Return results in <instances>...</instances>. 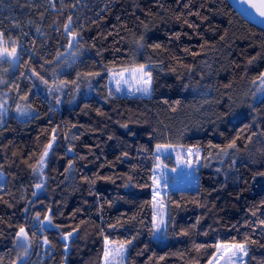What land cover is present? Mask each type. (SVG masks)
Wrapping results in <instances>:
<instances>
[{"label":"trees","instance_id":"1","mask_svg":"<svg viewBox=\"0 0 264 264\" xmlns=\"http://www.w3.org/2000/svg\"><path fill=\"white\" fill-rule=\"evenodd\" d=\"M0 33L19 52L0 62V264H101L107 240L128 243L126 264H207L220 242L264 264V24L229 0H0ZM134 60L151 94L109 92L108 72ZM158 143L201 151L197 185L165 191V243ZM21 226L37 235L18 257Z\"/></svg>","mask_w":264,"mask_h":264},{"label":"rangeland","instance_id":"2","mask_svg":"<svg viewBox=\"0 0 264 264\" xmlns=\"http://www.w3.org/2000/svg\"><path fill=\"white\" fill-rule=\"evenodd\" d=\"M140 65H145L147 68L149 63L134 60L127 65L117 67L115 70L108 72L106 77L108 91L119 95L149 96L137 91L138 88L143 87V84L139 81V74L133 70L138 69ZM260 82L262 83L261 80ZM18 107L22 111H17ZM8 109L9 97L6 91L0 95V115L7 113ZM26 109L22 102H18L13 113L16 115L25 113L27 111ZM158 144L167 147H162L157 151V144L155 145L157 160L152 172L151 208L153 218L155 216L157 219H163L164 224L161 225L159 232L153 230V237L160 243H165L168 238V207L165 200V191L169 188L195 187L197 185V169L201 161V151L197 146ZM153 177H155L157 184H153ZM4 178L5 175L0 171V182H3ZM154 190L158 192L155 198L153 197ZM233 245L241 244L230 242L218 243L215 255L207 264H243L246 252L245 248L244 251H240L233 247ZM106 249L109 252L107 257L105 256ZM127 251L128 243L107 240V243L106 241L104 243V255L101 264H126ZM15 253L18 257H21L23 250L15 247Z\"/></svg>","mask_w":264,"mask_h":264},{"label":"snow or ice","instance_id":"3","mask_svg":"<svg viewBox=\"0 0 264 264\" xmlns=\"http://www.w3.org/2000/svg\"><path fill=\"white\" fill-rule=\"evenodd\" d=\"M245 2L247 3L248 0H245ZM251 7L255 8V5H251ZM258 15L261 18H264V9H257ZM71 20V18L69 17V21ZM65 30L69 31L70 30V24L69 25H65ZM4 34L0 33V62H3L5 60L8 61H13L15 59H18L19 57V52H18V45L17 42L14 40L9 39H4L3 38ZM72 43V41H70V44ZM156 47H159V45H156ZM134 72H137L139 74V81L143 84V87H140L137 89V91L142 92L144 95H150L151 92V85H152V77H151V73L147 70L145 65H140L138 69L133 70ZM33 75H36V73H33ZM88 75H98V73H89ZM146 77V78H145ZM259 79L264 82V72L260 73V77ZM45 84L48 83L47 80L43 81ZM117 83H119V81H117ZM117 91H119V89H117ZM61 101L59 99H57V103H60ZM17 111H22L19 107L17 108ZM55 131V130H54ZM55 139V136H53V140ZM162 147H167L164 145H160L157 144L156 148L157 151H159ZM229 147H235V144H230ZM53 148V143L49 142L48 145H46L45 147V151L43 153V155L40 158L39 161V171L42 174L43 172V168L45 166V158L49 155L50 150ZM68 151H72V149H68ZM260 175H264V173H261ZM153 184H157V181L155 179V177H153ZM37 188H41L43 187L42 184H37L36 185ZM158 194V192L156 190H154L153 192V197L155 198V196ZM33 195H35V193H33ZM25 211H27V209H25ZM51 210H49L50 213ZM35 220L39 221L41 224L43 223H47L48 225H52V218L50 214H45L43 217V220H40V214L37 213L36 217H34ZM164 224L163 219H157L155 216L153 218V230L156 232H159L161 230V225ZM38 231H43V228L38 229ZM75 231V230H73ZM37 235L36 232H33L31 234V237L29 235V233L26 231V229L21 226L18 230V232L16 233L15 239H14V247L16 248H20L23 250L24 255L28 254L29 248L31 247L32 244V237H35ZM73 233L69 232L67 233L63 239L65 241H67L70 237H72ZM42 243L44 245H48L50 243V241L48 240L47 237L43 238ZM107 243V241H106ZM65 250H67L68 248V244L65 243L64 245ZM233 247L237 248L240 251H244V245H233ZM109 255L108 250H105V256L107 257ZM12 264H16V261H13Z\"/></svg>","mask_w":264,"mask_h":264},{"label":"water","instance_id":"4","mask_svg":"<svg viewBox=\"0 0 264 264\" xmlns=\"http://www.w3.org/2000/svg\"><path fill=\"white\" fill-rule=\"evenodd\" d=\"M236 10L246 19L259 24H264V18L258 15L257 9H264V0H229ZM255 5V8L251 5Z\"/></svg>","mask_w":264,"mask_h":264}]
</instances>
